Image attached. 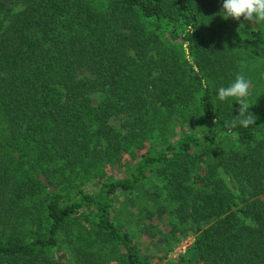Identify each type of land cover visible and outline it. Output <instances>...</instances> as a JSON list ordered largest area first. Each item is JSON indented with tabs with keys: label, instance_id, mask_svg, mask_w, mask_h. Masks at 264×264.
I'll return each mask as SVG.
<instances>
[{
	"label": "trees",
	"instance_id": "trees-1",
	"mask_svg": "<svg viewBox=\"0 0 264 264\" xmlns=\"http://www.w3.org/2000/svg\"><path fill=\"white\" fill-rule=\"evenodd\" d=\"M222 4L0 0V264H68L60 237L76 229L114 264H149L110 210L149 177L161 186L140 202L143 231L166 223V253L194 236L164 264H264V100H247L254 124L230 128L239 105L214 95L248 58L264 62V22L225 19ZM120 115L125 134L109 123ZM196 122L209 133L167 140ZM223 175L247 196L238 204Z\"/></svg>",
	"mask_w": 264,
	"mask_h": 264
},
{
	"label": "rangeland",
	"instance_id": "rangeland-1",
	"mask_svg": "<svg viewBox=\"0 0 264 264\" xmlns=\"http://www.w3.org/2000/svg\"><path fill=\"white\" fill-rule=\"evenodd\" d=\"M256 59L253 61L248 58V62H242L239 69L240 73L250 81L247 100L257 102L264 100V62L258 57ZM229 85L218 86L214 95L217 96V90L220 87H227ZM90 98L93 106L98 107L105 100V95L101 92H95L90 95ZM221 104H223V101ZM109 123L118 132L122 134L126 133V129L123 127L125 123L123 115L112 117ZM182 132L202 136L209 133V126L205 122L186 123L183 129L175 125L171 128L167 140L170 142L177 140ZM158 144L161 146V143ZM148 147L149 145H138L137 147L128 148L124 155L125 163L133 165L139 158V155L145 152ZM121 172L123 174V170ZM223 177L230 190L234 193L237 204L242 196L247 197L232 179L226 175H223ZM91 182H84L82 187L87 193L95 194L96 190ZM160 186L153 177H149L148 180L140 184L135 190L112 196L110 202V210L115 227L120 231L127 232L132 240L140 245L143 254L149 259V264L176 263L191 246L194 237L191 232L184 230L178 235L176 242H173V239L169 240L170 244L173 245L174 243V247L166 253L163 249L165 247L164 241H159L164 240V237L166 238L169 232L166 223L162 224L159 228L160 232L154 231L152 233L153 236H148L143 231V224L146 221L140 216V202L151 208L157 198ZM160 200H163V198H160ZM165 220L166 218H164ZM82 235L84 234L80 233L79 229H76L69 235L62 234L60 237V249L65 255L68 264H114L112 263L111 247L109 245L100 242L98 244L87 243V241H83Z\"/></svg>",
	"mask_w": 264,
	"mask_h": 264
},
{
	"label": "clouds",
	"instance_id": "clouds-1",
	"mask_svg": "<svg viewBox=\"0 0 264 264\" xmlns=\"http://www.w3.org/2000/svg\"><path fill=\"white\" fill-rule=\"evenodd\" d=\"M223 17L252 22H264V0H223ZM250 81L242 73L235 76L234 82L227 87H220L217 90V99L225 101L234 98L239 105L238 115L233 117L226 127H248L255 123L253 115L248 111L250 105L247 101L249 96Z\"/></svg>",
	"mask_w": 264,
	"mask_h": 264
}]
</instances>
